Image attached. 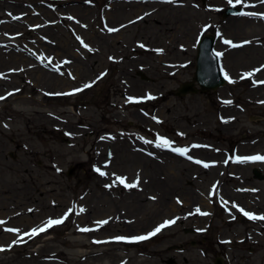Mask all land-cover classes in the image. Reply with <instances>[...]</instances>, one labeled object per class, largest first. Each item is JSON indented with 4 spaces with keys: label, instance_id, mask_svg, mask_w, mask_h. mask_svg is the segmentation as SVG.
Instances as JSON below:
<instances>
[{
    "label": "rangeland",
    "instance_id": "1",
    "mask_svg": "<svg viewBox=\"0 0 264 264\" xmlns=\"http://www.w3.org/2000/svg\"><path fill=\"white\" fill-rule=\"evenodd\" d=\"M230 4L247 7L234 0H0V264H264V220L233 207L264 215V175L250 178L259 187L250 193L241 179L250 166L233 163L235 148L264 151V100L251 97L264 84L243 76L264 61V20L247 24L246 34L232 32L228 18L240 13L223 17ZM252 4L264 14L261 0ZM77 5L84 8L79 22L70 11ZM205 33L224 50L229 79L175 95L194 82ZM248 35L257 46L228 61L238 47L223 41ZM41 53L58 61L54 71ZM40 70L56 78L45 84ZM158 137L187 152L157 147ZM137 153L152 162L131 163ZM153 169L178 188V203L173 196L157 203ZM182 189L195 204L174 211ZM49 219L63 222L24 235ZM166 220L175 223L131 239Z\"/></svg>",
    "mask_w": 264,
    "mask_h": 264
},
{
    "label": "bare ground",
    "instance_id": "2",
    "mask_svg": "<svg viewBox=\"0 0 264 264\" xmlns=\"http://www.w3.org/2000/svg\"><path fill=\"white\" fill-rule=\"evenodd\" d=\"M142 1L145 2L147 0H142ZM157 1H161V0H157ZM163 1H167V0H163ZM243 2L247 5V7H245L244 13H256L257 15H242V14H239V16L238 15L231 16V17H234V18H228V20L229 19L234 20V21L231 22L232 24L229 26L230 27L229 30H232V32H237V31L240 32L241 31L239 34H246V32L243 33V30H244V27L247 24L252 23V21H257L258 22L264 17V16L260 15L261 14L260 13L261 9L256 8L252 4L254 2V0H243ZM117 6H118L117 3H114V6L109 5V8H112V7L118 8ZM70 11L75 13L73 19L75 18V20L77 22H79L81 20V16L83 15L84 8L82 6L77 5L76 7H72ZM110 12L111 11H108L106 13L107 16L110 15ZM235 30H237V31H235ZM248 34H251V32H248ZM250 37H251V35H248V39L247 40L245 38H242V39H239L238 41H241V40H244V39H245L244 41H249ZM238 41H236V42H238ZM3 43H4V45H6V44L9 43V41L8 40H3ZM250 43L243 44L242 46H239L236 49L229 50L227 52V58H228L227 60L230 61V62H233L234 60H236L238 58V56L240 55V52L242 50H249L248 48L250 47ZM253 47H254V45H253ZM219 48H220V46H219ZM221 48H223V47H221ZM56 49H58V51H60V48H56ZM219 50H221V49H219ZM38 58H40L41 60L47 62L49 64V66H50V69H52V71H54L55 68H57V66H58V61H57V63L52 62L51 60L47 59V57L45 55H43L42 53L38 56ZM39 76L41 77L40 78L41 82H43L45 84H47V82H51V80L53 78H56V75L54 74V72H48V71H41ZM133 158H134L133 159L134 162L131 161V163H138L141 166L147 165V163L152 162L151 159L144 158V157L140 156L138 153ZM151 173H152V181H151V183H152V186L155 188L154 192L156 194V200L159 201L157 203H160V204L165 203V201H167L166 199L169 200L170 198H172L174 190L178 189V188H176L175 186H173V185H171L169 183H165L164 180H161L160 176L157 175V173L154 171V169H153V171H151ZM247 188L246 187H242L243 190L244 189L245 190H250L251 189V188H248V189ZM180 193L183 196H185V197L182 198V200L180 201L179 205L175 204V203H171V204H173L171 206L172 207L171 209L174 210V211L179 209V208H181V207H183V208L187 207L188 209H192V207L195 204V203H191L192 200H193V197H194L193 196V192H187V191L182 189L180 191ZM173 198H174V201L176 203L179 202L178 200H175L176 199V195H174ZM203 204H205V203H203Z\"/></svg>",
    "mask_w": 264,
    "mask_h": 264
},
{
    "label": "water",
    "instance_id": "3",
    "mask_svg": "<svg viewBox=\"0 0 264 264\" xmlns=\"http://www.w3.org/2000/svg\"><path fill=\"white\" fill-rule=\"evenodd\" d=\"M238 6H227L225 7L223 17L230 14H236L239 12ZM214 37L212 35L206 34L205 37L200 41L197 47L196 55V71L194 73V79L200 85V91L204 92L211 89H216L218 86L224 85L225 77L220 70V63L218 60V55L214 52ZM198 88L195 87L193 82H186L180 85L176 90L177 95L186 94V92H197ZM72 169L68 171L70 175ZM168 264L172 263V260L167 261ZM215 264H220L216 260Z\"/></svg>",
    "mask_w": 264,
    "mask_h": 264
},
{
    "label": "snow or ice",
    "instance_id": "4",
    "mask_svg": "<svg viewBox=\"0 0 264 264\" xmlns=\"http://www.w3.org/2000/svg\"><path fill=\"white\" fill-rule=\"evenodd\" d=\"M168 2H172V0H168ZM229 2L231 3L232 0H229ZM235 3L236 4H242L243 3V0H235ZM261 3H264V0H261ZM247 6V5H245ZM242 15H257L256 13H241ZM11 15V14H10ZM262 16H264V14H260ZM13 19H18V17H13ZM117 29H114V28H109L108 31L109 32H113V31H116ZM77 39H79V37H77ZM226 45H231L232 47H238L240 45H236L234 44L231 40H224L223 41ZM247 43H250L249 41H244V44H247ZM141 47H143V45H140ZM85 47H87V45H85ZM217 55H220V53H217ZM111 59V58H110ZM262 69H264V66H261V68L259 69H254L252 72H248V73H245L244 76L245 77H251L254 72H258V71H261ZM225 79H229L227 73H225ZM231 82V81H230ZM254 83H259V84H264V81H255ZM90 85H85L84 87H89ZM77 91H80L79 89H77ZM148 99H151L152 97L151 96H148L147 97ZM0 99H4V97H0ZM129 99H132V98H129ZM227 103V102H226ZM158 140L159 142L157 143V147H167V148H170L172 151L174 152H177L179 153L180 155H184L186 152H187V149H180V148H171V143L170 141H168L167 139H164V138H159L158 137ZM193 147H198V145H193ZM237 159H261V160H264V156H257V157H247V158H237ZM197 163H200V161H197ZM205 167H208L207 164L204 165ZM97 171H99V169H97ZM100 175H105L104 172H100ZM119 183L123 184L125 187L127 188H134L137 186V183H127L125 181V178L123 177H117L116 178ZM215 187V186H214ZM233 207H236L238 208V210L246 217H248L249 219H259V220H264V215H261V216H257L255 215L254 213H250V212H247L245 211L243 208H239L238 205L234 204L233 203ZM72 210L69 209V212L68 213H65V216H67ZM84 209L82 208L81 209V212H83ZM198 213H200L201 215H208V213H203V212H200L199 208H197L196 210ZM63 220L62 219H49L47 221V224L44 226V227H41L39 229H32L30 233H24V235L26 236H35L37 235L39 232H44L47 230L48 227H51L53 225H57V224H60L62 223ZM0 223H3V222H0ZM98 223H107V221H100ZM175 223V220H166L164 221L162 224H160L159 226H157L151 233H148L147 235H142V236H138V237H133L131 239L133 240H137V241H142V240H145V239H148L150 238L151 236H154L156 235L158 232L161 231L162 228L168 226V225H171ZM8 231L10 232H17L18 230L17 229H7ZM82 231H88V229H81ZM20 239L22 240L23 237H20ZM116 239L120 240V239H125L123 237H117ZM13 243H16V241H13Z\"/></svg>",
    "mask_w": 264,
    "mask_h": 264
},
{
    "label": "flooded vegetation",
    "instance_id": "5",
    "mask_svg": "<svg viewBox=\"0 0 264 264\" xmlns=\"http://www.w3.org/2000/svg\"><path fill=\"white\" fill-rule=\"evenodd\" d=\"M262 19L264 20V18H262ZM251 44L254 45L253 43H250V45ZM254 46H257V44H255ZM249 49H251V48H249ZM261 66H264V61H261L258 64L250 65L246 71L252 72L254 69L261 68ZM262 70L258 71V72H254V74L250 77V81H264V75L262 74L263 73ZM243 75H244V73H243ZM260 92L261 91H258V90L255 91L254 94L251 95V97H255L256 100H264V91L261 93ZM257 94H259V96H256ZM256 142H257V140H256ZM248 145L249 146H255L256 144L253 143V144H248ZM235 151L238 152V154H240L242 156L243 155L250 156V157L264 156V151L259 152V150H253V151H249L248 153L247 152L242 153V152H239V150L237 148H235ZM235 165L242 166V167L245 165L250 166V168L248 169V174L250 173V175L247 177L246 176L241 177V179H245V186L244 187L251 188L250 190H248V192L251 193V191H253V193H255V191H258V189H259L258 185H256V184L255 185H249L247 183H249L250 178H252L254 180L255 179L261 180L262 179L261 177L264 174H263L260 166L264 165V160H261V159H243L242 161H237V163ZM257 165H260L259 168L257 167Z\"/></svg>",
    "mask_w": 264,
    "mask_h": 264
}]
</instances>
